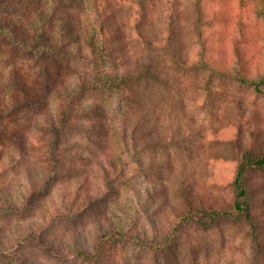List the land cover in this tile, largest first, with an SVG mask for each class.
Here are the masks:
<instances>
[{
  "label": "rangeland",
  "instance_id": "rangeland-1",
  "mask_svg": "<svg viewBox=\"0 0 264 264\" xmlns=\"http://www.w3.org/2000/svg\"><path fill=\"white\" fill-rule=\"evenodd\" d=\"M124 1H119L112 25L123 31L115 45L119 46L122 39L132 47V52L128 44L121 48L127 54L124 62L129 63L144 58L147 51L133 42L134 8ZM172 2L155 0L149 25L144 27L162 37L168 26L166 13H172V27L183 53L189 54L196 45L188 26L193 17L190 2ZM173 6L179 11L176 17ZM69 9L74 17L80 13L75 6ZM249 11L238 0H209L207 13L214 20L204 29L211 61L225 70L235 67L254 76L264 71V21ZM234 36L244 55L241 64L235 54ZM154 55L168 60L163 63L168 85L139 83L127 96L138 117L133 116L132 124L146 137L158 132L164 142L143 148L141 142H132L128 179L117 180L114 175L112 191L105 187L100 168L106 159L100 147L105 145L101 134L89 129L90 133L67 135L68 142L78 144L67 151L69 158L62 167L69 171L48 187L42 184L49 169L48 144L41 130L47 121L45 113L30 109L26 117H21L23 123L8 118L0 121V125L15 128L22 136L21 140L12 139L0 127V208L5 209L0 210V249L4 252L0 253V264H81L75 252L91 250L99 229L112 225L124 224L130 233L160 238L181 208L182 184L187 186L196 209L232 204L234 158L242 150L256 154L264 151V95L226 75L216 79L214 91L207 94L199 89L200 71L180 69L165 55ZM10 85L8 68L0 63L1 92L8 95ZM102 100L109 115L119 117L114 109L117 100L104 92H87L81 104L90 107ZM56 101H52L50 113L55 112ZM93 109L73 121L87 127L101 123L102 117L96 115L100 108ZM114 155L118 161L124 153L121 150ZM246 183L263 245L260 264H264V167L249 171ZM87 191L92 193L91 201L83 211ZM74 196L79 202L71 201ZM10 206L15 210L8 209ZM104 252L102 264H248L251 247L243 220H221L208 228L185 226L170 249L113 241Z\"/></svg>",
  "mask_w": 264,
  "mask_h": 264
},
{
  "label": "trees",
  "instance_id": "trees-1",
  "mask_svg": "<svg viewBox=\"0 0 264 264\" xmlns=\"http://www.w3.org/2000/svg\"><path fill=\"white\" fill-rule=\"evenodd\" d=\"M119 1L0 0V63L8 68L12 88L10 93L5 95L0 86V121L8 118L14 123H23L20 119L22 116L26 117L25 112L30 109L45 113L47 121L45 126H41V130L45 134L43 140L48 144L46 157L49 169L42 184L48 187L56 184L57 180L69 171L62 166L69 158L67 151L72 150L73 144H78L68 142L67 135L90 133L89 129L101 134L105 145L100 147L104 149L103 158L106 159L100 168L105 187L109 191L114 189L111 183L114 175L117 180L128 179L126 173L131 166L128 151L131 150L132 142H141L139 144L142 148L163 144L164 141L158 132L154 137H146L132 124L133 116L138 117L135 115L132 99L127 96L139 83L168 85V79L163 75V63L168 60L157 59L154 53L165 55L180 69L200 71L202 83L199 89L207 94L214 91L213 82L225 78L226 75L264 95V71L252 76L235 67L225 70L209 59L204 29L212 25L214 20L209 18L207 13L209 0H189L193 17L188 26L196 42L189 54L183 53L177 33L172 27V13H166L168 26L164 28L161 37L152 31H146L144 27L148 24L150 9L155 0L124 1V4L129 3L134 8L131 24L132 36L135 37H132L133 42L147 51L144 58H135L136 61L129 63L124 62L127 54L121 50L128 42L121 39V46L115 45L117 36L123 33L122 29L112 25L117 17L116 8L121 3ZM166 1L171 5L173 3L172 0ZM238 2L250 10L254 17L264 21V0ZM69 6L77 7L80 10L79 15L74 17ZM171 9L176 17L179 11L175 6ZM223 18L222 15L221 19ZM233 38L235 54L241 64L244 62V55L237 45L236 36ZM129 45L130 43L127 47H130ZM87 92H104L110 99H116L114 109L118 111L117 115L120 114L119 117L109 115L107 106L103 105L106 104L104 100L90 107L81 104ZM51 98L57 100L56 110L52 113L48 111L54 100ZM94 107L97 110L100 108V113L97 111L96 115L102 117L101 123L87 127L79 121H73L81 115H89ZM117 121L119 125H116ZM3 130L10 133L12 139L22 138L18 136L15 128L3 127ZM121 150L124 156L117 161V155L114 154ZM234 161L233 200L229 207L196 209L190 202L187 186L182 184L184 191L179 195L181 208L160 238L154 236L150 239L141 232L130 233L129 227L124 224L112 225L99 229L91 250L80 249L74 255L79 258L81 264H102L104 248L113 241H131L164 250L170 249L177 236L184 232L185 226L208 228L221 220H243L247 224V237L251 247L248 264H260L263 245L257 221L253 217L246 174L264 167V151L256 154L250 150H242ZM136 162L141 164L138 159ZM86 195L87 201L84 202L83 211L89 208L92 193L87 191ZM71 201L79 202V199L74 196ZM8 209L15 210L12 206ZM198 214L202 216L197 217ZM39 242L47 251L54 253V249ZM0 253L4 254L1 249Z\"/></svg>",
  "mask_w": 264,
  "mask_h": 264
}]
</instances>
